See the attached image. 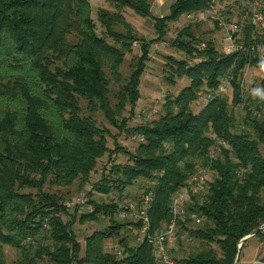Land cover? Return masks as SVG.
I'll list each match as a JSON object with an SVG mask.
<instances>
[{
	"label": "trees",
	"instance_id": "trees-1",
	"mask_svg": "<svg viewBox=\"0 0 264 264\" xmlns=\"http://www.w3.org/2000/svg\"><path fill=\"white\" fill-rule=\"evenodd\" d=\"M223 2L174 0L169 15L156 18L151 0H106L114 11L99 9L97 20L105 35L99 36L89 0H0V264H6L7 246L19 252L17 264L44 259L48 264H154L153 247L132 246L125 234L139 225L115 219L119 204L95 202L96 212L81 216L83 224L99 222L101 212L110 219V226L86 238L82 255L73 223L62 217L66 198L44 191L47 183L63 188L77 180L86 184L107 153H124L129 162L115 165L111 172L117 178L109 181L103 175L95 189L117 191L122 197L139 180L155 181L146 190L154 194L149 210L152 232L171 221L170 198L183 189L197 166L210 167L213 177L205 191L187 206L201 224L187 222L176 230L177 240L183 241L181 235L194 237L202 248L176 259L168 246L178 264H236L240 242L250 235L264 236V100L257 96L246 102L243 88L245 68L262 70L261 58L228 55L218 51L213 40L199 38L195 28L181 30L171 46L185 58H166V80L176 84L187 78L190 84L178 96H168L159 120L129 126L154 42L139 37L125 12L152 19L156 40L162 41L170 24L185 14L212 10ZM253 32L246 28L247 41ZM138 42L141 56L113 106L111 83L120 84L125 57ZM226 77L233 89L231 103L227 95L217 96L195 114L192 104L199 94L216 93ZM81 101L90 114L101 111L120 132L141 134L145 141L135 153L119 145L110 150V132L83 115ZM129 105V116L123 118ZM240 106L248 129L237 132L230 107ZM218 140L227 146L211 160ZM28 238L37 245L27 244ZM108 239L118 242L123 258L105 252Z\"/></svg>",
	"mask_w": 264,
	"mask_h": 264
},
{
	"label": "rangeland",
	"instance_id": "rangeland-1",
	"mask_svg": "<svg viewBox=\"0 0 264 264\" xmlns=\"http://www.w3.org/2000/svg\"><path fill=\"white\" fill-rule=\"evenodd\" d=\"M89 1L91 2L92 5V18L94 19L97 25V33L99 36H105L104 30L100 26L97 20L98 11L99 9L105 8L113 12L114 8H112L109 4H107L106 0H89ZM173 1L174 0H151L152 13L154 17L157 18L159 16L169 15ZM239 3L240 0H225V2L223 3H217L214 6L212 13L208 16L209 18L206 21H203L196 25H191L190 28H195V33L199 38L213 40L218 51L224 52V44H225L223 38L224 36L220 28L216 27V24L214 23L212 16L215 14L222 15L227 19L228 22L231 23L232 21L237 20L239 18L241 11L239 7ZM125 13H126L125 14L126 20L133 25L139 37L141 39H145L146 41L153 40L154 42L151 46V52H150L151 58L148 61L145 73L142 75L141 78V84H140L141 97L134 111V115L131 116L132 118L129 124V126L133 128L139 125H144L146 123H152L154 121L159 120L160 117L165 113L163 107L167 102L168 96H172V97L178 96L179 93L183 90V88H185L190 84V80H188L187 78H183L181 80H177L176 84H173L166 80L168 75L166 73V62H167L166 58L170 56L175 57L177 59L185 58V55L182 52L176 50L171 46L172 43L171 41L175 39L183 29L182 23L184 21L183 18L184 16L180 19L179 22L175 24H170L166 38L162 41H158L156 40L157 35L155 33L154 21L152 19L142 18L139 15H136L133 11L125 12ZM108 41L112 42V40L110 39H108ZM162 43H165V45L162 46ZM158 44L161 46L158 49H155V46ZM140 50H141V43L138 42L134 44L133 53L126 55L125 62L121 67L120 73L122 75V80L121 82H119L120 84H118V82L115 81H112L111 83L110 101L113 106L117 104V98H116L117 91L122 87V85H125L129 81V77L132 73V64L133 63L135 64L136 58L138 59L141 56ZM107 74H108V78L112 80L111 73L107 72ZM226 79L227 78L223 79V82H226L225 81ZM243 88H244V99L246 102L248 101V98L255 99L257 96H264V67L262 70L246 67L244 70ZM217 94L219 96L227 95L231 103V100L233 98V89L231 86H227L226 88H224L223 93L218 92ZM81 105L83 108L84 116L87 117L91 116L98 128H100L104 132L105 130L110 132V136H108L107 138L108 147L110 150L115 151L116 146L119 145L124 149L128 150L130 153H135L137 147L140 144L133 141L132 138L134 137L133 135L138 133L127 134L124 131L120 132L118 129H116L109 123V121L105 118L103 112L99 111L94 114H90L86 110V103L81 101ZM205 106L206 104H204L199 99H197V101H195L192 104V111L195 114H198L202 111L203 107ZM230 110L237 119V123H238L237 132H240L244 129H248L247 124L245 123L246 113L243 107L240 106L234 109L233 107H230ZM250 110L253 111L254 115L256 112H258L253 108H251ZM129 111H130V105L123 113V118L129 116L130 113ZM113 135H115L116 137L112 138ZM213 148L214 147H212V149ZM217 157H218V153L216 155V158ZM215 159H211V160H215ZM128 162H129L128 155L124 153H114V154L107 153L102 159L98 161L97 167L92 172L90 179L86 184L82 185L81 181L77 180L70 187H65V188L57 187L56 185H51L49 183H47L44 187V191L50 192L52 194H56L58 196H63L64 198H66L63 201V206L65 203H69V202L77 203V201L81 198L87 200V203H85L81 213L79 212V210H69L66 208L67 213L65 215H62L64 221L68 223H73V231L75 235H77V239L82 245V255H84V251H85L84 248H85L86 238L90 236L93 232L98 230H104L105 228L110 226V219L107 215L105 216L103 212L98 214L100 218L99 222L92 221L86 224L80 223L79 220L81 218V214L86 215L88 213L87 206H89L90 203L91 205L92 204L94 205L95 202L99 204H107V205L119 204L120 207L119 210L120 209L123 210L127 199H130L131 197L139 198L140 196L145 195L146 190L152 186V181L139 180L135 183V185L131 189L126 190L122 197L118 195L119 193L117 191H112L110 194H107L105 192L97 191L95 189V185L97 183H100L103 175H108L109 181H111V179H115V177L117 178V175L111 172V169L115 165H125ZM199 168H204V167H199ZM206 168H208V166ZM212 177L213 176L210 174V180L212 179ZM26 192L30 193L32 191L28 190ZM173 197L174 194L171 196L170 202L172 201ZM142 206H143L142 203H139L138 212L142 210ZM170 208H171V203H170ZM115 219L120 221L118 214L115 216ZM47 225L48 224L45 223L44 227H46ZM166 225L162 229H159L158 231L153 233H158L162 231L166 227ZM125 234L129 237L131 245L134 246L136 244V230L135 229L132 230L131 228L129 231L125 232ZM26 243L37 245V242L32 240V238H28ZM48 244L50 245L51 242H49ZM41 245L44 246V242L41 243ZM104 245H105L104 246L105 252L112 253L114 255L118 251H123V249H121V247L119 246L118 242L113 239H108ZM169 246L170 249L174 252L173 256L176 259H179L180 257H187L192 253L198 252L202 248L200 241L196 240L194 237H190L189 239L183 241L173 240L169 244ZM4 255H5L4 257L6 260V264H17L20 258L19 252L16 249L8 246L4 247ZM38 264H48V263L47 260L44 259L39 261Z\"/></svg>",
	"mask_w": 264,
	"mask_h": 264
},
{
	"label": "built area",
	"instance_id": "built-area-1",
	"mask_svg": "<svg viewBox=\"0 0 264 264\" xmlns=\"http://www.w3.org/2000/svg\"><path fill=\"white\" fill-rule=\"evenodd\" d=\"M240 15L237 20L231 23L227 21L222 15L215 14L212 16L216 27H219L222 31L224 38V52L230 54H246L250 56H257L263 60L264 63V0H240ZM214 9V8H213ZM212 9V10H213ZM212 10L202 12H191L184 15V21L182 23L183 29L190 28L191 25H196L203 21H206ZM251 27L254 29L251 39L246 40V28ZM182 29V30H183ZM176 39V38H175ZM165 43H162L164 46ZM161 45H156L155 49H158ZM206 44L202 43L200 49L204 50ZM226 82H221L219 90L216 93H200L198 99L204 104H208L213 101L217 96V93L224 92V88L231 86L230 77H226ZM225 79V78H224ZM257 112L255 113V115ZM133 141L141 144L145 141V137L140 134L133 135ZM227 143L218 140L210 153V158L215 159L216 155L221 147H226ZM211 169L198 168L193 172L186 185L182 190L177 192L171 201L172 219L167 223L166 227L158 232H152V224L149 217V210L151 209L154 194L148 192L143 196L131 197L125 202L123 210H118L120 221L123 223H131L132 225L138 224L139 227L136 230V244L151 245L154 249V264H178L175 259L168 252V246L173 240H177L176 230L179 224H185L191 222V224L199 226L202 222L201 218L194 212H188L187 205L191 203L193 197L202 194L206 189V184L210 180ZM152 185H155V181H152ZM138 198V199H137ZM87 203V200L81 198L77 203H65L64 207L69 210H79L81 213L83 207ZM142 203V210L138 212V205ZM89 204V203H88ZM96 210L95 206L91 203L87 206V214H92ZM82 216V214H81ZM106 216V214H105ZM45 228H49L47 225ZM264 231V225L262 227ZM182 240L189 239L186 235H181ZM28 240V239H27ZM27 242V241H25ZM243 244L240 242L238 245L239 251H241ZM119 259L123 258V252L118 251L115 254Z\"/></svg>",
	"mask_w": 264,
	"mask_h": 264
},
{
	"label": "crops",
	"instance_id": "crops-1",
	"mask_svg": "<svg viewBox=\"0 0 264 264\" xmlns=\"http://www.w3.org/2000/svg\"><path fill=\"white\" fill-rule=\"evenodd\" d=\"M174 1L172 2V4ZM163 17V16H159ZM236 264H264V236H248Z\"/></svg>",
	"mask_w": 264,
	"mask_h": 264
},
{
	"label": "water",
	"instance_id": "water-1",
	"mask_svg": "<svg viewBox=\"0 0 264 264\" xmlns=\"http://www.w3.org/2000/svg\"><path fill=\"white\" fill-rule=\"evenodd\" d=\"M247 239H248V237L244 238V239L241 241V243L243 244L244 241L247 240Z\"/></svg>",
	"mask_w": 264,
	"mask_h": 264
},
{
	"label": "clouds",
	"instance_id": "clouds-1",
	"mask_svg": "<svg viewBox=\"0 0 264 264\" xmlns=\"http://www.w3.org/2000/svg\"><path fill=\"white\" fill-rule=\"evenodd\" d=\"M260 99H261V100H264V96H260Z\"/></svg>",
	"mask_w": 264,
	"mask_h": 264
}]
</instances>
